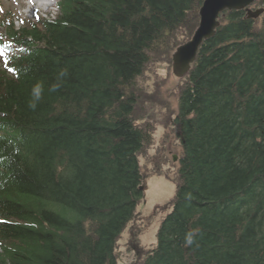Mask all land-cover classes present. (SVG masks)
I'll return each mask as SVG.
<instances>
[{"label": "trees", "instance_id": "obj_1", "mask_svg": "<svg viewBox=\"0 0 264 264\" xmlns=\"http://www.w3.org/2000/svg\"><path fill=\"white\" fill-rule=\"evenodd\" d=\"M204 1L60 0L53 20L0 21L19 48L0 65V264H117L150 139L135 82ZM174 126L176 192L141 264H264V14L220 16Z\"/></svg>", "mask_w": 264, "mask_h": 264}, {"label": "rangeland", "instance_id": "obj_2", "mask_svg": "<svg viewBox=\"0 0 264 264\" xmlns=\"http://www.w3.org/2000/svg\"><path fill=\"white\" fill-rule=\"evenodd\" d=\"M0 0V19L8 17L16 28L33 21L35 13L44 17H56V9L46 13L38 11L44 0ZM261 8L255 5L253 9ZM5 15V16H4ZM2 33L5 29L1 30ZM171 47L165 43L150 53V61L142 76L135 82L134 94L136 124L149 132L150 139L138 156L143 177V198L137 206L135 217L116 244L117 264H141L145 254L156 243V233L164 217L170 211L174 197L179 158L182 154L178 130L174 119L178 111L180 91L186 78L178 79L172 73V55L177 46L190 39L183 32L173 38ZM176 156L177 162L173 161Z\"/></svg>", "mask_w": 264, "mask_h": 264}, {"label": "water", "instance_id": "obj_3", "mask_svg": "<svg viewBox=\"0 0 264 264\" xmlns=\"http://www.w3.org/2000/svg\"><path fill=\"white\" fill-rule=\"evenodd\" d=\"M257 0H205L200 12V21L189 42L177 48L173 55V73L183 78L195 63L197 53L203 42L214 37L220 26L219 16L225 11H246L248 19H257L264 13L263 9L253 11L250 7ZM176 160V157L174 158Z\"/></svg>", "mask_w": 264, "mask_h": 264}]
</instances>
